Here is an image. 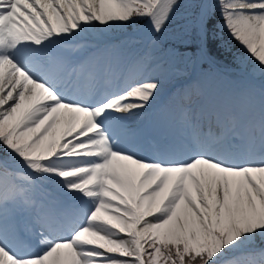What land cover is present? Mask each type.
<instances>
[{
  "label": "bare ground",
  "instance_id": "obj_1",
  "mask_svg": "<svg viewBox=\"0 0 264 264\" xmlns=\"http://www.w3.org/2000/svg\"><path fill=\"white\" fill-rule=\"evenodd\" d=\"M88 1L94 5L95 11L96 8H100L98 7L100 5L104 9L109 3L115 2V0ZM98 13H103L102 9ZM202 18L201 11L199 20ZM95 23L104 24V18L95 14ZM259 25L264 32V21L259 22ZM15 85L16 80L0 77V114L5 118L21 121L37 98V92L34 86H25L21 92H18ZM77 126V117L65 110L55 120H51L50 115L37 120L28 127V133L30 137L38 141L52 143L54 147H57ZM225 172V178H220L213 171L205 169L199 173L197 179L186 186L181 197L173 199L171 194L168 200H163L167 196L170 185L165 184L157 190L155 187L150 188L152 180L143 175L142 165L136 163L132 171V177H136V185L131 184V175L121 177L115 185L114 195L117 203L113 209L121 212L123 202L131 200L127 194L130 190L137 193L136 197L142 201L147 213L151 214L160 210L156 214L158 217H161L162 211L174 204L168 217L152 221L151 226L157 231H165L175 236L187 233L195 235L205 223L214 225L224 223L228 219L249 221L262 218L264 173L252 174L254 184L250 185L249 182H242L232 171ZM47 260L51 262L49 264H74L72 250L68 245L55 247L47 255Z\"/></svg>",
  "mask_w": 264,
  "mask_h": 264
},
{
  "label": "rangeland",
  "instance_id": "obj_2",
  "mask_svg": "<svg viewBox=\"0 0 264 264\" xmlns=\"http://www.w3.org/2000/svg\"><path fill=\"white\" fill-rule=\"evenodd\" d=\"M246 34L249 35L248 32H246ZM6 211H7V206L4 205L3 208H2V210H1V214H6ZM259 219H260V221L262 220V218H259ZM156 221H158V220H156ZM246 221H248V220H246ZM253 221H257V219H255V220H253ZM202 230H203V229H202ZM159 233H160V232H159ZM200 236H201V235H200ZM200 236H199V237H200ZM126 238H127L128 241H130V239H131V238L128 237V236H127ZM202 241H203V240H201V242H202ZM155 249H156L157 252H160V248H159L158 245H155ZM134 264H137L136 261H134Z\"/></svg>",
  "mask_w": 264,
  "mask_h": 264
}]
</instances>
